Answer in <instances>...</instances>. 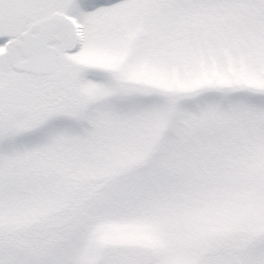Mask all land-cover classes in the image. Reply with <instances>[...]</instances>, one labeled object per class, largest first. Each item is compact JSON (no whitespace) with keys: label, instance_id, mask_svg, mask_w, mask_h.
Segmentation results:
<instances>
[{"label":"snow or ice","instance_id":"6c2138e0","mask_svg":"<svg viewBox=\"0 0 264 264\" xmlns=\"http://www.w3.org/2000/svg\"><path fill=\"white\" fill-rule=\"evenodd\" d=\"M0 264H264V0H0Z\"/></svg>","mask_w":264,"mask_h":264}]
</instances>
